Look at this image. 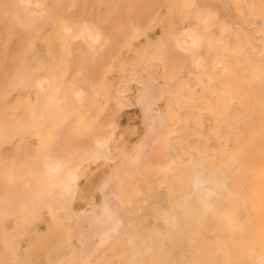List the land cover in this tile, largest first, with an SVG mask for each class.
I'll return each mask as SVG.
<instances>
[{
	"label": "bare ground",
	"instance_id": "1",
	"mask_svg": "<svg viewBox=\"0 0 264 264\" xmlns=\"http://www.w3.org/2000/svg\"><path fill=\"white\" fill-rule=\"evenodd\" d=\"M175 4L182 19L149 45L158 71L134 70L143 133L113 149L116 108L78 117L80 97L104 85L117 48L141 43L135 35L161 26ZM54 29L61 68L43 46ZM193 67L200 84L177 83ZM159 82L176 120L158 105ZM201 85L213 91L210 102L193 93ZM31 133L46 142L32 146ZM190 136L195 156L176 143ZM98 161L110 170L77 204L80 172ZM140 193L154 219L129 209ZM34 238L45 253L30 259ZM182 242L175 257L168 246ZM262 260L264 0H0V264Z\"/></svg>",
	"mask_w": 264,
	"mask_h": 264
},
{
	"label": "rangeland",
	"instance_id": "2",
	"mask_svg": "<svg viewBox=\"0 0 264 264\" xmlns=\"http://www.w3.org/2000/svg\"><path fill=\"white\" fill-rule=\"evenodd\" d=\"M183 8V5L175 4L172 13L164 16L161 26H155L154 28L146 29L137 33L135 36L137 38H142L143 40L141 43H137L135 47L127 44L123 47L117 48L116 54L112 58L114 62L107 73L104 85L97 86L95 92H89L88 96L86 94L80 97L81 99H84V101L81 106L75 110L78 117L94 116L97 113L103 114L109 106H114L116 108L117 127L112 141L113 149H127L129 144L136 142L143 133V126L139 115L141 114V104L138 97L142 85L140 80L136 78V75L139 73H142L139 74L140 76H149L152 73L156 74L160 61H154V63H152L150 55H148L150 50L149 45L154 38L160 39L165 33L174 30L173 25H176V21H180L183 17ZM61 42L62 39L60 32L55 29L44 35L43 46L47 50L48 55L54 59L55 65L59 68L65 64L60 57L61 48L64 51V46ZM135 69L139 70L137 74L134 73ZM179 76H181V79L177 80V83L179 84L186 83L192 78L198 83V85L200 84L198 82L199 72L195 67L191 70L183 71ZM155 88L157 89L156 92L159 97L158 105L167 112L171 121L174 119L176 120V115L172 110L173 106H171L168 101L169 97L167 89L162 86L160 82L155 85ZM216 89L217 91H214V93L217 94L220 91V82L219 87ZM192 91L205 102H210L214 98V95L212 94L213 91L204 85L198 86ZM123 95L124 97H122ZM217 110L218 123H222V111H220V107ZM176 136V134L170 133L171 138L174 139ZM26 138H28L27 140L32 146L46 142L45 136H39L34 133L29 134ZM196 139L197 136H190L189 141L177 140L176 143L181 142L184 148H188V144L191 145L189 151L192 156H195L197 155L196 150L192 148H194ZM184 158H187L186 154L184 155ZM182 161L184 160L182 159L180 163ZM177 166H179L178 161L171 166L170 172L173 173L176 171ZM109 170L110 164L106 161H98L95 164L85 166L81 170L79 200L77 204H82L84 199L92 195L96 183H98L99 180L109 172ZM147 194L148 193H140L138 194V197L136 195L132 198L130 200L131 205L129 206V209L135 211L137 209H135V207L138 206L140 207V214L145 219H154L150 208L151 200H148ZM150 197L155 199L154 196ZM155 202H163V198L155 199ZM49 225H52V223ZM51 231L54 233V230ZM33 240H35L36 243H34L35 241L33 242L34 244L28 242L30 244L28 249L30 250L25 251V256L30 259L41 257L45 253L44 250L40 249L42 247V242H38L35 238ZM184 248L186 249L185 242H182L180 247L168 246V250L175 257H177Z\"/></svg>",
	"mask_w": 264,
	"mask_h": 264
},
{
	"label": "snow or ice",
	"instance_id": "3",
	"mask_svg": "<svg viewBox=\"0 0 264 264\" xmlns=\"http://www.w3.org/2000/svg\"><path fill=\"white\" fill-rule=\"evenodd\" d=\"M193 44H195V40L193 41ZM58 168V166H56ZM261 264H264V260L261 261Z\"/></svg>",
	"mask_w": 264,
	"mask_h": 264
}]
</instances>
